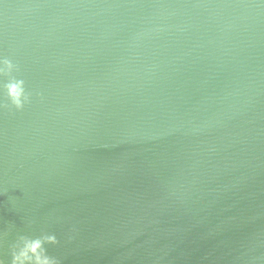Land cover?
Wrapping results in <instances>:
<instances>
[{
  "label": "water",
  "instance_id": "water-1",
  "mask_svg": "<svg viewBox=\"0 0 264 264\" xmlns=\"http://www.w3.org/2000/svg\"><path fill=\"white\" fill-rule=\"evenodd\" d=\"M0 264H264V0H0Z\"/></svg>",
  "mask_w": 264,
  "mask_h": 264
},
{
  "label": "clouds",
  "instance_id": "clouds-1",
  "mask_svg": "<svg viewBox=\"0 0 264 264\" xmlns=\"http://www.w3.org/2000/svg\"><path fill=\"white\" fill-rule=\"evenodd\" d=\"M36 246H37V245L33 244L31 247H32L33 250H35V247H36Z\"/></svg>",
  "mask_w": 264,
  "mask_h": 264
}]
</instances>
